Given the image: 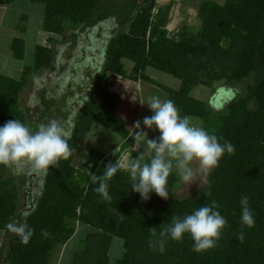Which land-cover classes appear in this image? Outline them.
I'll use <instances>...</instances> for the list:
<instances>
[{
  "label": "trees",
  "instance_id": "obj_1",
  "mask_svg": "<svg viewBox=\"0 0 264 264\" xmlns=\"http://www.w3.org/2000/svg\"><path fill=\"white\" fill-rule=\"evenodd\" d=\"M12 1L0 0V6ZM29 1L43 6L41 27L49 38L47 45L35 47L33 65L24 66L19 77L0 73V125L17 119L35 130L40 123L58 118L54 102L58 105L59 101L46 100L45 90L39 94L37 122L21 107L20 94L38 72L53 68L54 45L65 39L66 33L75 41L81 32L108 20L118 30H111L101 69L92 79V93L70 122L71 156L43 171L41 187L32 193L31 176H13L10 166L0 165V231L5 233L0 264H51L55 251L72 238L77 225L90 230L70 264H264V0H225L223 4L204 0L196 10L198 28L185 26L178 40L169 38L161 28L147 38L126 30L142 0ZM9 51L13 60L22 61L24 40L13 38ZM125 62L131 64L129 73ZM148 68L177 79L179 87L171 89L155 82L146 75ZM110 74L160 89L166 99L175 102L181 115L193 117L230 141L235 154H225L185 196L174 195L183 181L172 171L167 200L155 193L142 200L131 191V174L118 169L108 181L111 200H105L95 191L99 183H93L91 177L101 176L108 164L101 162L90 174L78 169L75 161L93 124L112 131L120 140L129 136L125 120L116 114L125 111L129 103L106 89ZM245 80L249 82L244 94L226 103L222 111L191 95L201 86L212 97L220 87ZM62 120L65 129L67 113ZM245 195L256 221L252 228L240 221L239 200ZM21 198L29 200L20 206ZM212 201L219 204L228 221L216 247L196 252L188 235L181 241L168 240L163 253L150 247L153 228L159 234L173 216L183 217ZM21 222L35 229L28 245L6 227ZM42 229L47 230V237L41 235ZM241 231L242 242L238 239ZM113 238L122 241L123 251L120 258L111 261Z\"/></svg>",
  "mask_w": 264,
  "mask_h": 264
},
{
  "label": "rangeland",
  "instance_id": "obj_2",
  "mask_svg": "<svg viewBox=\"0 0 264 264\" xmlns=\"http://www.w3.org/2000/svg\"><path fill=\"white\" fill-rule=\"evenodd\" d=\"M202 1L204 0H166V3L163 4H152V0L145 1L136 12L133 21L127 25L126 30L131 32L136 28V31L141 32L143 29L142 27H144V22L146 21L145 28L147 30L149 28L148 33L153 36L155 29L158 28L155 27L157 23L164 25V23L167 22L164 18H168V20H171L170 22L172 25L174 22V26L179 27L178 18L183 19L189 9L195 8V10H197V5L199 6ZM213 1L220 3L222 0ZM8 10L10 11V16L6 23L8 22L9 25L11 22L15 23V18L18 14H23L28 18L27 23L26 20L23 22L21 21L19 24L20 28L13 32L15 36H21L25 40V52L22 61L13 60L9 53L6 39H8V35L12 31L2 30L0 33V73L2 72L17 78L21 74L24 66L33 65L35 47L38 45H47L45 42L47 34L40 29V19L43 17L42 5L29 4L26 0H16ZM188 20L190 21L188 26L194 29L198 28L199 24L194 15L193 18ZM21 25H27V29H25V27L21 29ZM113 28L114 30H118L112 20H108L95 28L81 32L78 34L75 41L70 40L68 38L69 34L66 33L65 39H62V41L54 45L53 68L38 72L30 80L29 88L22 94L21 107L24 110H29V114L35 122H37V116L39 115L36 109L37 107L40 108L41 105L39 94L42 90L46 91V100L56 99L59 101L58 105L54 102V111L58 114L60 113L56 120L62 123V119H64L66 113L68 114L69 122L75 118V114L80 109L83 102L89 98L90 93L86 96L84 92L87 89L91 92L93 74L96 71H100L102 65V60L100 61V66H98L99 63L97 60L102 57V52L105 50L108 38L112 35L111 30ZM94 58L99 59L96 60ZM124 65L125 70L129 73L131 64L125 62ZM9 69L10 71H8ZM146 75L155 82L171 89H177L180 85L177 79L151 68L147 69ZM123 79L128 80H124L126 81V87L124 86L123 88V96L129 99V101L127 100L129 104L125 107V111H123L120 116L127 122V128H130V135L126 140H120L112 131L100 125L93 124L83 144L84 146L81 145L80 148V150H82L80 161L86 165L84 168L88 173H92L95 168L103 162L106 164H116L118 165V169L131 174L130 165L132 162L140 159L141 163H146L151 158L150 150L146 142L147 136L149 139H155L158 138L159 132L155 128L146 129L144 127L142 123L143 119L146 116L152 115V113L147 105L143 103L147 97L152 95L165 99V94L160 89L147 83L133 82L127 78ZM247 82L249 81L245 80L239 84H232L226 86L225 89H231L235 93V99L237 98L236 96L244 94ZM191 95L194 98L207 102H209L211 97L209 90L201 86L194 88ZM70 98L74 99L72 100ZM215 111L217 110L215 109ZM137 121L141 122L139 130L146 132L147 136L145 133L135 129L134 125ZM194 123L200 124L199 121L195 119ZM67 129L71 130L70 125ZM67 133L69 134V131ZM117 147L120 148L119 153L114 151ZM85 150L90 152H85ZM103 155H107V158H104ZM173 163L175 165V161H173ZM17 167L21 169L18 174L16 172ZM190 167L194 170L195 180L191 184L183 182L179 191L174 194L176 197L185 196L196 189L203 182L208 171V169L201 167L198 160L190 162ZM10 171L13 176L24 174L25 176L32 177L36 175L33 185L30 181V191L32 193L35 189H40L39 187L42 183L41 180L44 170L36 169L30 161L25 160L20 162L19 165H10ZM172 171L179 174L175 166ZM27 198L24 202L29 200ZM31 198V202L33 203L34 198ZM89 230V227L77 225L76 231L67 242L65 249L60 248L59 253L56 251L52 262H55V264H70L71 256L79 248L81 241ZM2 234L3 233L0 231V238ZM122 251V241L113 238L109 251L110 260L114 261L120 258ZM52 262L51 264H53Z\"/></svg>",
  "mask_w": 264,
  "mask_h": 264
},
{
  "label": "clouds",
  "instance_id": "obj_3",
  "mask_svg": "<svg viewBox=\"0 0 264 264\" xmlns=\"http://www.w3.org/2000/svg\"><path fill=\"white\" fill-rule=\"evenodd\" d=\"M234 96L235 93L231 89L221 87L210 98V106L217 111L222 110ZM143 104L147 105L152 115L146 116L142 123L146 129L155 128L159 136L149 139L146 132L139 130L140 121L134 125L139 132L146 134L151 155L146 163L137 159L130 165L133 180L131 191L138 193L142 200L150 199L151 193L164 200L168 199L167 182L174 166L178 169L181 180L191 184L195 179L190 162L198 160L202 168L211 170L218 166L225 154H235V146L230 141L194 123L193 117L181 115L173 100L152 95L147 97ZM68 139V133L62 123L56 119L40 123L35 130L20 120H8L0 125V165H19L27 160L36 169L47 171L61 159L66 160L71 156ZM20 170L19 167L16 168L17 174ZM117 171L118 165L109 163L101 176L91 177L93 183H99L95 191L105 200H111L108 181ZM239 205L241 224L247 228L254 227L256 221L249 197L242 196ZM219 207L216 201H212L211 204L202 205L183 217L173 216L171 222L162 228L159 234L154 228L151 230L154 239L149 241L150 247L163 253L168 240L181 241L185 235L190 236L193 250L196 252L216 247L228 223ZM6 227L17 234L24 245L29 244L35 232L27 222L9 223ZM41 235L47 237V230L42 229ZM238 239L241 242L244 240L243 231L239 233Z\"/></svg>",
  "mask_w": 264,
  "mask_h": 264
},
{
  "label": "crops",
  "instance_id": "obj_4",
  "mask_svg": "<svg viewBox=\"0 0 264 264\" xmlns=\"http://www.w3.org/2000/svg\"><path fill=\"white\" fill-rule=\"evenodd\" d=\"M15 1L16 0H13L10 4H8V5H6V6H0V33L2 32V30H7V31H12L11 33H9V35H8V39H6V42H7V44H8V50H9V46H10V43H11V40L13 39V38H16L17 36H15L14 35V31H17V29L18 28H20V22L22 21H24V20H26V23H27V21H28V18L27 17H25L23 14H18L17 16H16V18H15V23H13V22H11V24L9 25V23L7 22L6 23V21H8L9 20V16H10V11L8 10V9H10V7H11V5H13L14 3H15ZM29 4H32L29 0H26ZM147 2V1H149V0H142V2H141V5H142V3H144V2ZM213 1V0H212ZM215 2V1H214ZM223 2H224V0H222V1H220V3H218V4H223ZM153 3H160V4H163V3H166V0H152V4ZM153 8V7H152ZM194 8V7H193ZM197 8H198V5H197ZM197 13V11L195 10V8L194 9H189V11H187L186 12V15H184V18L183 19H181V18H178L179 19V27H175L174 26V22H173V25L171 24V20H168V18H164V20L165 21H167V22H165L164 23V25H161V24H159V23H157V26H155V27H158V28H161V29H165L166 31H167V35H168V37L169 38H171V39H174V40H178L179 38H180V35H181V31H182V29H183V27L184 26H188V23L190 22L188 19H191V18H193V15L195 16V18H196V14ZM179 17V16H178ZM27 18V19H26ZM173 20V19H172ZM149 24V23H148ZM42 18L40 19V29H41V31H42ZM145 26H146V21L144 22V27H142L143 29L141 30V32H139V31H136V28H134L133 29V31H131V32H129L130 34H132V35H134V36H138L139 35V37H145V38H147V37H151L152 35H150L149 33H148V30H149V28H148V30L145 28ZM24 27H25V29H27V25H21V29H24ZM146 29V30H145ZM145 30V31H144ZM86 31V30H85ZM45 35V34H44ZM17 38H21V39H23L24 40V38L23 37H17ZM48 35H46V37H45V42L47 43L48 42ZM24 42H25V40H24ZM9 53H10V51H9ZM94 59H96V58H94ZM97 59H99V58H97ZM96 59V60H97ZM102 59H101V57H100V59L99 60H97L98 61V66H100V61H101ZM54 61V60H53ZM8 71H10V69L8 70ZM2 73V72H1ZM95 73H97V71L95 72ZM95 73L93 74V76L95 75ZM3 74H5V73H3ZM7 75V74H6ZM9 76V75H8ZM124 80H126V79H123L122 77H119V76H116V75H112V74H110L109 75V79H108V82H107V84H106V89H108L109 91H111V92H113V93H117V94H119L120 95V97H122V98H124L125 100H126V102L127 103H129L128 101H129V99H127V98H125V96H123V88H124V86L126 87V81H128V80H126V81H124ZM30 84V83H29ZM29 86V85H28ZM29 87H27L21 94H20V97H19V102H20V105H21V103H22V94L24 93V92H26V90L28 89ZM83 91V90H82ZM84 92V91H83ZM84 93H86V96L90 93V95H91V93H92V88H91V92H89L88 91V89L84 92ZM89 95V96H90ZM75 98V97H74ZM74 98H70V99H74ZM165 99H166V95H165ZM128 100V101H127ZM79 101V100H78ZM127 106V105H126ZM123 111H117V115H118V117H120V118H122V119H124L122 116H120V114L122 113ZM125 120V119H124ZM126 122V121H125ZM126 124H127V122H126ZM70 125V127H71V124H70V122H69V120H68V126ZM128 130H129V135H130V128H128ZM65 131L66 132H68L69 131V134H70V129H67V128H65ZM69 134H68V136H69ZM129 137V136H128ZM127 137V138H128ZM126 138V139H127ZM126 139H124V140H126ZM84 146V145H83ZM82 146V147H83ZM115 152H120V148H116L115 150H114ZM80 152H82V150L80 151ZM85 152H90V151H86L85 150ZM104 156V158H107V155H103ZM81 153L80 154H78L77 156H76V166L78 167V169H80V170H82V171H84V172H86V169L84 168V166L86 167V165L85 164H83L80 160H81ZM23 162V161H22ZM83 167V168H82ZM86 173H88V172H86ZM93 173V172H92ZM91 174V173H90ZM34 177H36V175L34 176ZM32 178H33V176H32ZM33 181H34V178H33ZM41 187V186H40ZM27 202H28V200H27ZM23 203H24V200L21 198V202H20V206H23ZM76 231V230H75ZM3 234H2V237L0 238V245L4 242V240H5V233L3 232V231H1ZM67 244V243H66ZM66 244L64 245V246H62L61 248H63V249H65V247H66ZM60 249V248H59ZM59 249H57L56 251L59 253ZM56 251H55V253H56ZM54 259H52V261H53ZM60 262V261H59ZM53 263V262H52ZM53 264H55V262L53 263ZM58 264V263H57Z\"/></svg>",
  "mask_w": 264,
  "mask_h": 264
},
{
  "label": "flooded vegetation",
  "instance_id": "obj_5",
  "mask_svg": "<svg viewBox=\"0 0 264 264\" xmlns=\"http://www.w3.org/2000/svg\"><path fill=\"white\" fill-rule=\"evenodd\" d=\"M33 178H34V176H33ZM33 182H34V181L32 180V181H31L32 185H33Z\"/></svg>",
  "mask_w": 264,
  "mask_h": 264
}]
</instances>
